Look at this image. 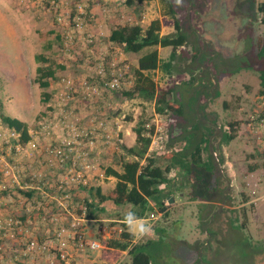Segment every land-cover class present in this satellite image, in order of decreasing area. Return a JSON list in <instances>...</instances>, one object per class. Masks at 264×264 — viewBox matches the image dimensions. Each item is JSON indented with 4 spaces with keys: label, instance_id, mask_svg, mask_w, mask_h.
<instances>
[{
    "label": "rangeland",
    "instance_id": "rangeland-1",
    "mask_svg": "<svg viewBox=\"0 0 264 264\" xmlns=\"http://www.w3.org/2000/svg\"><path fill=\"white\" fill-rule=\"evenodd\" d=\"M27 1L22 5L34 6L31 0ZM87 1L90 6L97 7L94 14L88 13L87 21L92 23L94 19L95 27L100 24L103 31L124 22L137 23L144 29L150 20L156 18L161 21V35L173 30L170 17L162 16L165 7L159 0L130 7L124 5V0H66L65 5L71 7L76 2L88 4ZM171 1L181 31L186 36V43L176 50L168 72L158 68L144 71L143 74L154 82L156 89L172 86L171 99L181 105V116L155 113L153 100H146L140 95L127 97L119 90L95 94L81 85V81L89 75L88 66L92 69L96 62L116 58L129 66L128 72H125L129 78L122 80L121 88L131 90L135 81L133 69L137 58L156 49L159 61L163 62L168 58L170 47L150 46L136 53L123 52L118 46L108 43L104 35L95 32L88 37L81 30L72 38V48L65 49L59 38V31L54 29L56 25L53 27V16L42 0H38L33 8L24 6L19 11L23 14L20 17L12 12L17 6V0H6L5 13L1 12L0 7V114L18 118L28 128H32L37 119L50 115V107L47 106L49 99L46 100L41 92L49 94L53 92V88L41 89L33 82L35 67L45 63L34 58L35 54L41 53L61 66L55 68L54 74L57 77L66 75L75 81L72 95L81 127L88 128L101 119L111 129V143L106 152H103L104 161L96 163L93 158L97 166L111 165L118 168L121 154L118 144L130 146L134 143L133 129L139 121L147 126L153 125L151 151L155 150L154 154L157 156L177 151L181 152L184 159H189L193 144L202 136L210 138V148L207 146V149H202L199 165L190 171V176L196 175L199 181L195 185L188 181L183 185L173 183L170 188L171 196L164 200L165 213L156 216L155 220L151 219L150 213H155L157 208L149 201L152 209L137 219L150 224L151 231L137 238L128 226V231L133 236L132 243L155 240L160 233L156 229L163 228L164 234L159 247L166 250L161 253L164 262L264 264V197H259V188L264 183V155L261 152L263 143L257 142L249 129L250 116L264 109L262 98L258 95L257 78L258 67L264 65V59L257 57L264 40V13L257 9L260 0ZM190 1L193 3L189 5ZM24 8H31V11H24ZM2 14L15 23L13 30L6 26L7 22L1 17ZM85 49L90 51L86 53ZM197 51L199 55L195 58L197 63H194L191 53ZM199 64H203L202 71ZM230 123L233 124V129H230ZM229 133L233 137L226 142L225 135ZM0 152L6 154L4 166L7 172L4 177H9L15 170L19 174L14 173L15 178L11 177L7 188L0 193V211L2 213L5 207L7 212L9 205L14 208L16 204V213L8 212L7 216L18 220L19 232L22 233L12 239L1 236L0 246L6 252V258H11L12 264L13 261L25 264V258L38 260L45 254L32 253L18 257L30 234L22 229L25 223L19 217L25 214L24 219L30 213L35 220H41V216H50V213L41 212L37 216L36 204L31 199L35 193L31 191L27 198L22 193L35 185L28 174V169L36 171L33 165L35 159L29 160L31 154L12 156V151L4 146H0ZM37 164V167L41 165L40 162ZM207 164H210V170H207ZM8 166L13 168L9 169ZM250 166L254 168L250 169ZM39 170L44 172L42 168ZM63 175L60 176L62 180ZM89 175L91 174L85 178ZM176 175L177 172L172 169L167 176L173 180L177 178ZM103 178L92 175L91 184L103 182V192L106 193L114 180L111 183L110 180H102ZM45 179L52 182L51 191L45 192V184L37 190L46 196L45 206L50 205L49 210L55 212V199L62 198L56 192L59 178L47 174ZM251 190L256 192L251 194ZM55 192L57 195L53 194ZM76 193L77 191L74 192L72 203L69 202L68 210L62 208L60 212L63 216L67 212L72 214V221L74 217L77 218V228L83 241L96 240L101 248L89 249L85 244L80 248L69 240L68 243L74 249L70 252L78 259L69 264L129 262L127 250L121 253L116 249H109L103 242L119 236L122 227L117 220L124 218L131 207L116 206L107 201L97 204L96 211L87 216L82 200H87L88 195L85 192H78L79 195ZM190 197L195 199L191 200ZM32 224L29 225L31 228L36 226ZM205 231L209 232L208 236Z\"/></svg>",
    "mask_w": 264,
    "mask_h": 264
},
{
    "label": "trees",
    "instance_id": "trees-1",
    "mask_svg": "<svg viewBox=\"0 0 264 264\" xmlns=\"http://www.w3.org/2000/svg\"><path fill=\"white\" fill-rule=\"evenodd\" d=\"M47 6L46 0H42ZM150 0H124V5L127 7L138 6L143 2ZM159 2L165 7L162 16H169L171 20L172 31L167 34L161 35L160 26L161 21L159 19H152L149 21L148 25L142 29L137 23H120L115 24L107 29V36H105L106 41L113 45L118 46L123 52H139L144 47L150 46H160V47H170V52L168 58L165 61H159L156 49L149 50L137 58L136 67H134L133 72L135 74V81L131 90L119 89V92L127 97H133L134 95H140L146 100H153L154 112L160 115H173L181 116L182 108L180 104L175 103L171 99L172 86H167L165 89H156L154 82L145 74L144 71H150L155 69H162L166 72L169 71L172 63L175 59L176 50L186 43V36L181 31L180 23L175 15V9L171 0H159ZM85 5L84 19L87 20L88 11L90 7V2H82ZM74 5V4H73ZM72 5V6H73ZM259 12L264 13V0H260L258 7ZM50 12V11H49ZM51 13V12H50ZM93 20L90 24H95ZM54 24L61 28L59 31V38H61L64 45L63 34L66 31V27L59 25L54 22ZM96 25V24H95ZM75 35V33H74ZM103 36V35H102ZM48 44V43H47ZM257 57L264 59V41L259 47L257 52ZM196 56L195 53H191V60L194 61ZM34 58L36 61L45 62L41 65L35 67V77L33 82L37 87L41 89H47L49 86H53L52 83L59 79L60 76H56L54 73L55 68L61 67L55 64L52 60L43 56L41 53L35 54ZM122 64V63H121ZM120 65V63H119ZM129 66H127V71H124L122 80L128 79L129 75L125 74L128 72ZM87 73H90L87 70ZM105 77H109V71L105 68ZM258 78V95L262 98L264 105V65H260L257 69ZM86 81L90 85H101L102 78L100 79L96 74H88L85 76ZM55 83V82H54ZM118 90L114 91L117 92ZM41 95L47 100L49 99V94L45 91L41 92ZM260 115V114H259ZM0 121L2 124L9 128H13L19 132V142L23 143L29 140L28 127L25 122L19 120L18 118L8 116L5 114H0ZM39 119L36 120L34 128L39 127ZM105 122V121H104ZM106 123V122H105ZM105 126L108 128L107 124ZM230 129H233V124H229ZM110 129V128H108ZM111 130V129H110ZM154 127L152 124L146 125L143 121L137 122L134 127V143L130 146H125L123 143L118 144L120 150V156L118 158V168H114L111 165L98 166L99 173H102L104 177H112L114 179L113 187L106 193L101 194L100 188L96 185L86 186L85 183L79 184H64L59 194L62 195L66 193L69 195L70 203L74 199V192H85L88 196L87 200L83 199V205L86 209V215L90 216L97 209V204H103L106 200L116 206L129 205L131 208L128 213H134L136 218H142L146 211L151 210L152 207L149 205V201L153 202L156 206L157 211L155 213H150L152 215L160 214L163 215L165 212L164 200L171 196V186L173 183L177 182L182 185V183H194V185L199 181V178L195 175L190 176V171L193 167L199 165L201 161V151L202 149H207V137H200L192 147L189 153V159H184L181 152H165L159 154L158 156L154 154L155 150H149L150 136L153 134ZM54 133L48 136V142L53 144L56 142ZM233 134L229 133L225 135L226 142L232 139ZM203 145L201 146V144ZM264 155V149L261 151ZM119 155V154H118ZM203 161L201 162V164ZM56 168V167H55ZM250 166V169H253ZM174 169L177 172L175 176L176 179L171 180L167 175L170 171ZM65 170V169H62ZM207 170H210V164H207ZM35 173L40 174L39 180H34L35 185H39L40 182L45 184V192L51 191L50 184L45 179L44 173L36 170ZM98 175V174H97ZM190 178H193L191 180ZM176 180V181H174ZM191 180V181H190ZM5 182V181H4ZM63 184V183H62ZM39 190V188H37ZM31 191L26 193V198L31 195ZM58 193V192H57ZM57 193H53L57 195ZM45 197L39 191L37 194L33 195L31 199L35 204L40 203L42 207L46 209ZM30 199V198H29ZM190 199H195L190 197ZM37 200V201H36ZM68 200V199H67ZM54 205V203L52 202ZM49 207V206H48ZM69 207V206H68ZM36 208V207H35ZM44 210L41 208L36 210V215L38 216ZM80 212V208L77 209ZM164 212V213H163ZM163 213V214H162ZM91 218V217H88ZM134 219V218H133ZM120 225L122 227L117 238H108L103 243L109 249H116L119 252L127 250V255L130 260L123 264H172L173 262H164L162 259L164 256L161 253H165L166 250L159 247L161 243V237H163L164 229L157 228L156 231L160 232L158 238L155 240L147 239L145 243H132L133 236L128 231V225L124 222V218H120ZM78 229V228H77ZM37 227L31 231L26 240L35 238L38 242L44 240H53V236L39 237L36 233ZM22 233L17 232L16 236H20ZM74 245L77 244L76 240H71ZM157 245V246H154ZM78 246V245H77ZM107 253V252H106ZM118 254V253H117ZM25 255L21 253L18 257L22 258ZM103 258V257H102ZM6 260V259H5ZM1 263V262H0ZM4 263V261H3ZM15 262L14 264H16ZM53 264V263H49ZM58 264H63L59 261ZM121 264V263H119Z\"/></svg>",
    "mask_w": 264,
    "mask_h": 264
},
{
    "label": "built area",
    "instance_id": "built-area-1",
    "mask_svg": "<svg viewBox=\"0 0 264 264\" xmlns=\"http://www.w3.org/2000/svg\"><path fill=\"white\" fill-rule=\"evenodd\" d=\"M47 9L51 12L53 20L55 23L66 27V32L63 34L64 48L71 49L70 42L72 38H75L73 33L94 29L95 24H90L86 19H84L85 5L82 2H76L73 6L67 7L58 0H46ZM73 7V8H72ZM98 35H103L100 29V24H98L95 31L88 32L86 34L88 37L92 36L94 33ZM72 33V34H70ZM120 63V65H119ZM120 62L116 58H111L109 61L96 62L93 68L90 69L88 66L89 76L91 74H96L100 79L102 78L101 85H90L86 79L81 81V85H84L86 90L90 89L93 93H106L111 91L119 90L122 85V76L124 71H127V65ZM105 68L109 71V77H105ZM75 81L69 76L62 75L58 80L55 81L53 92L49 93V116H44L39 121L38 128H29V140L20 143L19 132L13 128H9L1 123L0 121V146H4L12 151V156H23L30 155L32 152L37 154H44L47 161V165L65 169L63 173V180L59 178L56 183L57 191L62 189L64 184H79L85 183L86 174L99 173L98 166L95 164L93 157L104 152L110 146V136L111 132L105 126L104 120H96L94 123L90 124L88 128H82L80 117L75 112L77 106L75 105V99L72 93L75 91ZM97 92V93H96ZM53 108V110H52ZM260 114V115H259ZM58 127V128H57ZM57 128V130H56ZM249 129L252 136L257 142L263 143L264 149V109L263 111L253 114L250 116ZM53 132L56 138V142L53 144H48V136ZM56 132H60L57 134ZM149 150H152V140L149 142ZM6 154L0 152V193L7 188V184L11 181V177L15 178L17 171L10 173L9 177L5 178L4 174L6 170ZM9 169L13 167L8 166ZM41 172V170H39ZM14 174V175H13ZM29 179L39 180L40 174L31 172L28 169ZM17 175H19L17 173ZM16 175V176H17ZM5 181V182H4ZM63 183V184H62ZM44 185L40 182L39 185H34V188H41ZM256 190H251V194H254ZM62 198L55 199L56 211L50 212V216H41L44 222H49L48 224L53 228L52 236L53 240H44L38 242L35 238L26 240L25 245L21 250L22 255H29L32 253H44L45 256L49 255L54 257V260L65 261L66 252L64 251V245L69 240H76L78 247H83L87 245L89 249L101 248L98 241H83L81 238V232L77 229L79 220L73 218L74 220L69 224L68 228L64 225L54 223L60 213V209L68 210V205L70 202L69 195L63 193ZM259 197H264V183L261 184L259 188ZM256 198V197H255ZM68 199V200H67ZM254 199V198H253ZM36 209L41 208L45 210L40 203L35 205ZM50 208V206H49ZM82 212H84V207H82ZM156 216L160 214L152 215L151 219L155 220ZM76 219V220H75ZM51 223V224H50ZM58 225V226H56ZM20 231V226L18 220L11 216H3L0 211V239L3 236L6 239H12L17 232ZM9 257V256H8ZM6 258V252L0 246V264H4L3 261ZM8 261L11 260L9 257ZM10 264L11 261L9 262ZM52 263V262H50Z\"/></svg>",
    "mask_w": 264,
    "mask_h": 264
},
{
    "label": "crops",
    "instance_id": "crops-1",
    "mask_svg": "<svg viewBox=\"0 0 264 264\" xmlns=\"http://www.w3.org/2000/svg\"><path fill=\"white\" fill-rule=\"evenodd\" d=\"M26 1L27 0H17V2H16L17 6H15L14 8L12 7L13 8L12 12L13 13H16V14H14L15 16H19L20 17V16L23 15V14L19 13V11L22 10L24 6H30L31 8H33V7H35L38 4V0H31L30 2H32V4H34V6L33 5H29V4L22 5L23 3H26ZM58 1L61 2L62 4H65L66 3V0H58ZM14 4L15 3H13V5ZM0 7L2 8L1 9V12L2 13H5L6 12L5 9L7 8L6 0H0ZM31 8H24V11H31ZM96 8H97L96 5H94V6L91 5L89 7L88 11L90 13H93L94 14ZM2 16L5 18V19L4 18L3 19L7 22L6 26L8 28H11L13 30L15 28V23L11 19L6 18L5 17L6 16L5 14H2L1 17ZM52 24H53V27H54L55 26L54 22ZM95 28H97V27H94V29L91 27V30L87 29V31H85V34H88L89 31L90 32L95 31ZM54 29L56 31H60L61 30V28H58L57 26H56V28L54 27ZM101 30L104 33L103 35L104 36H107V32L108 31L107 30L103 31V29H101ZM108 43H110V42H108ZM80 44H81V46H83L82 43H80ZM89 51H90L89 49H85V52L86 53H88ZM49 88H50V86H49ZM104 152H106V150ZM45 155H46L45 152H44V154H42V153L37 154L35 152H32V154L30 155L29 160L30 161H33V159H35V164L33 163V165H34V167H35L36 170L41 169V168L44 169V172L43 173L45 175V178H46V175L47 174L51 175L52 177L60 178V176L65 172V170H62L60 168H55V167H52L50 165H47V161H45V159H46V156ZM93 158L95 159L96 163H100V161H104L105 154H103V152H102L99 155L94 156ZM37 162H40L41 163V165L39 167H37V165H38ZM88 174H91V175H89V176H87V178H85V180H86V186L92 185L91 184V177H92V175H97L98 173H95V172L90 173L89 172ZM88 174H86V175H88ZM98 175L100 177H104V176H101L100 174H98ZM112 179H113L112 177H104L102 180H108V181L110 180V182L112 183ZM113 184H114V181H113L112 185L110 186V189L113 187ZM94 185H96V186H98L100 188V193L101 194H106L107 193V192L106 193L103 192V182H101V181L99 183H96L95 182ZM31 187L32 188L28 187V189H30V190H24V191H22L23 195H25L26 193H28L30 191H33L35 194H37L38 190L35 189L33 185H31ZM79 193L77 192L76 195H79ZM106 202H107V200L104 203H106ZM7 208H8V211L7 212H5V207L3 208V211H2V215L3 216H7L8 215V212H14V213H16V211L18 210V206L16 204H14V208H12L11 205H9V207H7ZM43 212L44 213H48L49 212V207H46V209ZM23 215H25V214H23ZM23 215L21 216V218L19 217V219L22 220L23 223H25V226H22V229L24 230V232L31 233V231H33L37 227L36 233H37V235L39 237H48V236H51L52 235V230H53V228L55 226H53V228H51V226L48 224L49 222H44V220L41 219V218H40L41 220H35L34 218L31 217L30 213L29 214L27 213V216L24 219H23ZM71 217H73V215L70 214V213H68V212L64 216L60 212L57 220L54 223L64 225L66 228H68L69 224L72 222ZM117 222H121V220L119 219V220H117ZM32 223L33 224H36V226H34V227L31 228L29 225L32 224ZM26 225H28V226H26ZM56 226H58V225H56ZM204 233L207 234V236L209 234V232H204ZM71 250H74V249L71 247V245L68 242H66L65 245H64V251L67 254V256H66L67 258H66L65 261H62L63 264H69L70 261H71V263L73 261L74 262L75 261H78V259H76L77 256L75 254H73L72 252H70ZM120 252L122 253L123 251H120ZM59 261L60 260H54V257H52V256H49V255L45 256L44 255L41 258H39L38 260H35L33 258H30V260H28V258H25V262L24 263L25 264H27V263H29V264H49L50 262H52L53 264L54 263L55 264H58ZM14 263L15 262L13 261V264ZM76 263H78V262H76ZM4 264H10V263H8V260L6 259V260H4Z\"/></svg>",
    "mask_w": 264,
    "mask_h": 264
},
{
    "label": "clouds",
    "instance_id": "clouds-1",
    "mask_svg": "<svg viewBox=\"0 0 264 264\" xmlns=\"http://www.w3.org/2000/svg\"><path fill=\"white\" fill-rule=\"evenodd\" d=\"M177 3H179V0H177ZM124 222L129 226V229L132 232V234L135 235L137 238L147 235L151 231L150 224L138 220L135 214L131 212L125 215Z\"/></svg>",
    "mask_w": 264,
    "mask_h": 264
},
{
    "label": "flooded vegetation",
    "instance_id": "flooded-vegetation-1",
    "mask_svg": "<svg viewBox=\"0 0 264 264\" xmlns=\"http://www.w3.org/2000/svg\"><path fill=\"white\" fill-rule=\"evenodd\" d=\"M191 3H193V1H190L189 5H190ZM176 17H177V16H176ZM197 35H198V34H197ZM196 41H197V39H196ZM263 41H264V40H263ZM262 43H263V42H262ZM262 43H261V45H262ZM197 55H199V52H198V51L196 52V56H197ZM196 56H195V58H196ZM195 58H194V63H197L196 60H195ZM199 66L201 67V71H202V70H203V69H202V68H203V64H199ZM209 139H210V138H209ZM209 139L207 138V146H208V140H209ZM183 184H185V182L182 183V185H183ZM205 232H207V231H205Z\"/></svg>",
    "mask_w": 264,
    "mask_h": 264
},
{
    "label": "water",
    "instance_id": "water-1",
    "mask_svg": "<svg viewBox=\"0 0 264 264\" xmlns=\"http://www.w3.org/2000/svg\"><path fill=\"white\" fill-rule=\"evenodd\" d=\"M208 147L210 148V139L208 140ZM212 154V153H211ZM213 156V154H212ZM219 171V170H218ZM220 172V171H219ZM222 202H223V198H222Z\"/></svg>",
    "mask_w": 264,
    "mask_h": 264
}]
</instances>
